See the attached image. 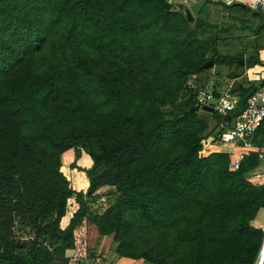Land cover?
<instances>
[{
  "label": "trees",
  "instance_id": "trees-1",
  "mask_svg": "<svg viewBox=\"0 0 264 264\" xmlns=\"http://www.w3.org/2000/svg\"><path fill=\"white\" fill-rule=\"evenodd\" d=\"M200 1L189 22L167 0H0V264H105L109 252L123 264H256L264 122L238 169L221 140L263 85L240 80L263 64V16ZM212 8L251 21L221 25ZM235 30L250 46L222 54ZM215 66L229 72L215 100L234 81L226 123L187 86L205 91ZM69 151L91 161L85 192L62 172Z\"/></svg>",
  "mask_w": 264,
  "mask_h": 264
},
{
  "label": "built area",
  "instance_id": "built-area-1",
  "mask_svg": "<svg viewBox=\"0 0 264 264\" xmlns=\"http://www.w3.org/2000/svg\"><path fill=\"white\" fill-rule=\"evenodd\" d=\"M191 0H167L169 4L174 7H188ZM212 4H219L224 8H230L239 6L246 8L250 13H257L264 17V0H202ZM263 85L255 91L247 101L245 109L241 112L239 118L234 122L230 129L222 134V144L236 145L241 144L244 151L254 150L251 140L256 134L257 130L262 126L264 122V75L261 78ZM191 89H193L192 95L194 101L199 107H210L216 113L227 116L228 113L233 112L237 107V99L230 97L227 93L215 100L211 93L205 91H196L189 81L187 83ZM215 101V105L211 106L210 103ZM237 145V146H238ZM259 161L264 164V146L258 149ZM240 164V157L234 156L232 168L238 169ZM264 175L260 173H254L253 179H261ZM260 230L264 234V225L261 226ZM259 264H264V242L260 253Z\"/></svg>",
  "mask_w": 264,
  "mask_h": 264
},
{
  "label": "rangeland",
  "instance_id": "rangeland-1",
  "mask_svg": "<svg viewBox=\"0 0 264 264\" xmlns=\"http://www.w3.org/2000/svg\"><path fill=\"white\" fill-rule=\"evenodd\" d=\"M182 1V0H179ZM191 5V1H189ZM189 10V8H186ZM195 7H190L191 14L194 13ZM229 12H225L223 10H218V9H211L209 13V19L215 22H219L221 25H236L238 26L240 24L239 19H245L247 23H250L251 18L248 16H243L241 14L238 15V13H233L232 16L228 15ZM193 19L195 18L196 14H192ZM231 16V17H230ZM208 19V18H207ZM224 35V39L220 41L217 45V49L219 52L222 54H229V53H240L241 50L243 51L244 46L248 49L250 46V42L252 40V35L247 32H240L238 30L233 31V36H227ZM228 39V40H226ZM249 53L244 55V59H247ZM244 65V62H243ZM216 67V69H215ZM213 69H211L207 75H210L208 78H213V81L216 80V74L221 73L223 76L226 75V70L227 69H221L218 66H215ZM219 68V70H217ZM224 71V72H223ZM209 80V79H208ZM211 106L215 105V101L210 103ZM235 120H232L230 124H234ZM225 126V124H224ZM226 129H224V132ZM205 151L208 152L210 151L209 147H205ZM62 172L65 175V177L70 181L72 188L74 191L79 192H85L87 186H86V177L83 173L84 169H88L91 166V161L90 159L84 155L80 154V157L77 159L75 158V154L73 151H69L66 154L63 155L62 157ZM74 165V166H73ZM74 167V168H73ZM98 196L97 201L95 204L92 206L93 210H100L104 209L106 207V203L109 198V193L108 189L100 191ZM77 205L75 203L74 198L70 199L68 201V209H67V214L66 216L61 220L60 226L62 228H65L69 222L70 217L72 214L76 211ZM262 215V213H261ZM103 245V242L101 243ZM143 262H137L135 264H142ZM105 264H123V263H118V258L115 254L112 252H109L108 255L105 258ZM125 264V263H124Z\"/></svg>",
  "mask_w": 264,
  "mask_h": 264
},
{
  "label": "crops",
  "instance_id": "crops-1",
  "mask_svg": "<svg viewBox=\"0 0 264 264\" xmlns=\"http://www.w3.org/2000/svg\"><path fill=\"white\" fill-rule=\"evenodd\" d=\"M191 5H189L188 6V8H189V10H190V7H195V9H197L199 6H200V3H201V1L200 0H191ZM191 12V11H190ZM241 52H242V50H241ZM240 52V53H241ZM239 53V52H238ZM235 54H237V53H231V54H229V55H235ZM261 55H260V60L262 61V66H256V67H254V68H252V69H249V70H247L244 74H243V76H242V78L240 79L241 81H244V82H249V83H256V82H259V81H261V78L263 77V75H264V51H262L261 53H260ZM244 60H246V59H244ZM244 60H243V62H244ZM221 69H227L225 72H226V75L229 73L228 72V68H225V67H220ZM215 69H216V67H215ZM217 70H219V68H217ZM224 72V71H223ZM217 76V78H216V80H214L213 81V78L211 77V78H209V80H208V82L207 83H205V86H204V88H205V92H208V93H210V90H211V88H213L214 87V85H216L217 83L219 84V82H224L225 81V79L224 78H220V76H222V77H225V76H223L221 73H219V75L218 74H216ZM239 80V81H240ZM234 83V81H231V82H229L228 83V86L227 87H223L221 90H220V92L222 93V96H224L226 93L228 94V92H229V90H230V86L232 85ZM200 86H202V85H200ZM216 87H218V86H216ZM229 95V94H228ZM221 96V97H222ZM230 97H232V96H230ZM238 144H236V145H228V150L231 152V153H235L234 154V156H238V155H240V152L243 150V148L242 147H240V146H237ZM207 147H209L210 148V150L211 149H215L216 147H217V145H210V144H208L207 145ZM226 147V146H225ZM224 147H220L219 149H223ZM227 149V148H226ZM255 173H260V174H263L264 175V164H261V167L255 172ZM86 186H88V183L86 182ZM87 189V188H86ZM86 191V190H85ZM261 213H262V215H261ZM252 225H253V227H255V228H257V229H260L261 228V226L262 225H264V209L263 210H260L259 212H258V214H257V216H256V218H255V221L252 223Z\"/></svg>",
  "mask_w": 264,
  "mask_h": 264
},
{
  "label": "water",
  "instance_id": "water-1",
  "mask_svg": "<svg viewBox=\"0 0 264 264\" xmlns=\"http://www.w3.org/2000/svg\"><path fill=\"white\" fill-rule=\"evenodd\" d=\"M178 9L181 10V9H182L181 6H179ZM184 15H185L187 21H189V22H192V21H193V17H192V15H191V12H190L188 9H185V10H184ZM262 23H263V25H264V17H262ZM239 62H240L241 65H243V60H239ZM204 67H205L206 69H207V68H211V67H213V63H208V64H206ZM201 110L204 111V112L213 113V109L210 108V107H202ZM229 119H230L229 116H225V118H224V122H225V123H226V122H229ZM221 132H222V128H219V129L215 132L214 137L217 136V135H219V134H221ZM214 137L209 138V142H212V141L214 140ZM259 259H260V256H259V258H258L256 264H259Z\"/></svg>",
  "mask_w": 264,
  "mask_h": 264
}]
</instances>
